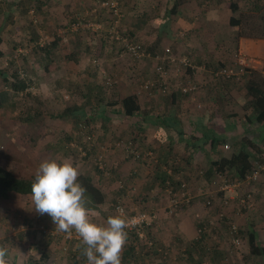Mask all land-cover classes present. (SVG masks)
Wrapping results in <instances>:
<instances>
[{"label":"crops","instance_id":"obj_1","mask_svg":"<svg viewBox=\"0 0 264 264\" xmlns=\"http://www.w3.org/2000/svg\"><path fill=\"white\" fill-rule=\"evenodd\" d=\"M63 1L66 6L56 13L43 11L51 16L50 24L44 20L41 25L43 36L49 39L54 36L52 40H59L55 46L51 43L53 55L47 57L42 51L41 58L49 63L58 57L60 70L54 74L50 86L57 95L63 90L82 99L69 106L80 107V118L86 114L85 118L91 119L89 128L97 129L95 132L103 143L108 140L112 143L117 136L124 137L122 149L115 150L113 143L106 148V166L97 164L102 169L98 174L100 181L107 184L114 180L121 182V187L111 193L125 194L128 201L129 198L137 199V206H134L137 212L155 214L151 225L137 234L138 260L132 264H153V261L154 264H165L155 257L163 259L164 254L173 249L180 255L194 258L193 264H196V258L201 261V257L207 259L209 254L211 259H204L202 263H213L215 247L212 246L222 241L225 231L223 227L218 228L219 220L236 224L241 237L240 227L233 220L237 219L231 205L233 195L221 191L223 197H217L212 186L217 179L213 174L215 162L226 153L221 144L230 142L237 149L247 136L262 148L261 152L252 153L253 158H264V127L254 122L252 108H246L249 98L245 90L253 73L264 78V0H117L118 15H114L101 0ZM125 40L139 44L145 55L134 57L126 53ZM3 42L0 43V56L6 57L8 53L2 49L6 44ZM166 47L186 55L195 65V70L187 71V75H193L191 80L200 86L194 95L182 94L174 88L162 95L157 87L151 93L142 87L147 79L158 77L155 56L162 55ZM242 59L247 67L239 63ZM220 65H229L235 71L245 69L246 74L238 81L221 83L211 76L212 70L223 67ZM107 73L117 81L118 88L114 86V90L117 89L120 101L130 95L138 97L140 111L137 115L126 116L121 106L98 103L104 97L103 91L109 89L105 84ZM2 74L14 81V73L11 77ZM180 80L186 81V77ZM216 98H227L230 111L225 113L228 115L221 114L224 105ZM93 111L97 113L91 117ZM74 117L64 118L72 121L75 127ZM98 120L100 123H96ZM65 134V137H72V133ZM212 139L216 144L218 139L223 142L219 141L221 144L214 147ZM131 142L136 147L133 149L140 153L137 160L125 149ZM261 162L264 161L261 159ZM209 171H212L209 178L204 176L195 181L196 177ZM163 175L169 178L162 180ZM176 180H181L185 188L177 187L173 183ZM256 190L258 194L263 192L262 187ZM213 196L215 202L207 206ZM174 201L183 202V206L180 203L174 205ZM112 202L115 203L113 199ZM112 202L107 201L105 205ZM145 206L149 211L143 209ZM5 208L1 202L0 214L7 216ZM253 229L250 231H254L257 241L264 245V230ZM70 237L64 241L74 242L73 255L80 254L83 250L80 238L76 234ZM146 238L151 240L150 248L145 246L144 249L142 242L147 244ZM198 240L200 242L196 243ZM21 250L23 258L27 249ZM123 250L121 264H124ZM23 262L30 264V259ZM187 263L192 264L190 260Z\"/></svg>","mask_w":264,"mask_h":264},{"label":"rangeland","instance_id":"obj_2","mask_svg":"<svg viewBox=\"0 0 264 264\" xmlns=\"http://www.w3.org/2000/svg\"><path fill=\"white\" fill-rule=\"evenodd\" d=\"M63 3L62 0H0V29L5 30V28H8L6 32L2 30L4 39L6 37V42H3L6 44L3 45L2 49L8 53V56H0V70L3 69L9 77L13 73H18L28 82V87L25 90L16 92L12 90V92L8 85L13 80L6 82L3 74L0 73V90L8 89L9 94H11V98L8 99L6 105L0 109V165L11 170L19 177L29 178L34 177L37 167L44 159L71 158L72 162L79 166V172L91 174L95 181L102 186L108 198L107 201L112 202V199L117 201H114V204L112 202L111 205L106 204L101 209L92 210L94 220L103 223L109 215L116 214V204L118 203H121L125 209L124 213L119 212V214L127 220L129 215L131 216L137 211L134 208V206H137V199L130 200L129 198L128 201L125 194L121 195L119 192L118 195H114L111 193L110 191H117L121 187V182L114 180L107 184V182L100 181L98 174L99 171L102 172V169L97 164L99 163L101 167H105L108 162L106 160L108 154L106 148H109L113 143L117 149L113 148L112 150L122 149L124 137L117 136V140H112V143L110 140L103 143L97 132H95L97 129L92 128V126L89 128V123H87L89 127L86 128L84 125L74 127L72 121H66V118L58 116L60 110L65 109L73 102L82 101L79 96L74 97L73 94L69 95L68 92L63 90L60 95L54 93L50 83L53 82L54 74L57 75L60 70L58 69L60 64L58 63V57L55 61L49 63L41 58V48L50 45L54 41L52 40L54 36L49 39L42 34L41 25L45 21L48 24L51 23V16L44 14L43 11L45 13L55 11L56 13L63 7ZM49 33L52 35L51 32ZM60 50L59 47L58 51L61 53ZM53 53L54 51L52 55ZM56 55L58 56V54ZM11 61H14V63ZM138 70L139 68H137V72ZM107 75L110 76L108 73ZM116 84L117 81L113 86H107L109 89L103 91V101L98 97V101L100 99L98 103L109 104L120 101V96L116 92L117 89L114 90V86L117 87ZM95 99L97 101V98ZM216 99L218 103L224 105L221 114L229 113L230 108L226 105L227 98ZM96 113L97 111H93L90 115ZM83 115L84 117L80 119L81 122H87L90 118H85L86 114ZM226 115L228 114L225 113ZM96 123H100V120ZM65 133H72V137H65L67 135ZM93 134H95L94 137ZM117 143L119 144L117 145ZM231 148L232 145L230 144L229 148L224 149L229 151ZM112 155L115 156L116 154ZM212 186L217 191L215 188L217 184L213 183ZM250 187L253 190L254 207L245 209L241 205L240 199ZM258 187H262V194L257 193L256 189ZM220 193L215 192V195L218 197ZM231 194L234 197L231 205L237 213V219L234 218L233 220L237 221L240 227V236L243 238V243L240 246L235 245L227 232L226 222L219 220L218 228L223 227L226 232L223 233V242L220 241L212 246V248L215 247L213 250L215 260L211 264H264V259L261 260V258L249 254L247 235L248 231L253 228L257 231L264 230V171L251 186L237 188L236 194ZM2 202L5 204L6 213L8 214L7 216L0 214V246L7 249L6 264H13L16 261L15 264H22L23 260L25 262L28 259L32 261L39 259L42 253L41 250H36L37 246L42 241L45 243L43 239L50 234L54 238L48 239L49 243L47 244L49 245L51 259L47 264L71 263L74 242L70 244L64 241L66 237H68L67 239L71 237L67 233L55 231L56 225L53 223L52 218L47 214L40 215L37 213L30 196L12 194L9 199ZM143 209L149 211L146 206ZM72 235H75L74 230ZM144 240L147 241V244L142 242L145 249V246L149 247L151 240L147 238ZM33 245L36 248H31ZM43 245L39 246L40 249L43 248ZM25 248L27 251L23 250ZM20 250L24 251L25 257L22 258ZM176 252L179 251L173 249L170 253L164 254L163 259L160 256H156L155 259L162 260L165 264H188L189 260L192 264L195 262L194 258H187L186 255H180ZM201 259L200 261L196 258V264L211 259L210 254L207 259L205 256ZM260 261L263 262L260 263ZM80 264H87V260L82 261Z\"/></svg>","mask_w":264,"mask_h":264},{"label":"trees","instance_id":"obj_3","mask_svg":"<svg viewBox=\"0 0 264 264\" xmlns=\"http://www.w3.org/2000/svg\"><path fill=\"white\" fill-rule=\"evenodd\" d=\"M36 35V34H35ZM37 36V35H36ZM3 33L0 32V43L3 42ZM58 38L52 41V45L55 46L58 43ZM56 43V44H55ZM51 45V44H50ZM50 45H46L45 47H42L41 50L44 52V54L49 57L50 54H52V47ZM1 55V52H0ZM223 66V65H220ZM5 72L3 69L0 70V73L2 74ZM4 80L6 82L9 80L7 77H4ZM221 83H229L231 82L230 79H220ZM11 89V91H20V90H25L28 87V82L26 81L25 78H21L18 73L14 75V81L10 82L8 85ZM228 87V86H226ZM245 90L247 91L248 94V103H247V109L250 107L253 110V113L255 114V117L253 118L254 122L257 124L263 125L264 127V78L259 77L256 73H253L249 80L246 82V88ZM12 91V92H13ZM10 92L5 89L0 91V109H2L5 105L6 102L8 101L9 98H11ZM110 106H121L122 112L126 116H135L137 115V112L140 111V104L138 102V97L136 95H130L125 98H123L119 102L115 103H109ZM81 112V109L78 105H72L66 107L58 116L60 117H74V122L77 124V126H83L89 127L87 123H90L91 119H88L87 122H81L80 115L78 114ZM94 115H91L93 117ZM250 119V117H248ZM212 144L217 146L218 144L220 145L221 141L218 139V143H214L216 140L212 139ZM223 142V140L221 141ZM226 144V143H225ZM225 144H221L222 150H225ZM230 146V145H229ZM131 148H135L134 144L131 142ZM134 150V149H133ZM262 148L255 144L253 141L248 139L246 136L242 142V144L236 149L232 148L229 151H226L224 155H222L216 162H215V173L214 175H217L219 173L225 175V176H236L239 178H245L247 174L253 171V169L256 167L257 162H261V159L264 160V158H259L256 156L253 158L252 153L253 152H261ZM165 171V170H163ZM212 174V171L206 172L202 175H199L196 177V180H202L204 176L209 178V176ZM161 177V176H160ZM162 180H165L169 177L163 175ZM34 179V177H19L15 175L11 170L5 168L4 166L0 165V203L4 199H9L12 194H20V195H25V196H30L31 197V182ZM78 182L81 183V185L86 189V197L89 201L88 203V208L91 210L95 209H101L105 206V203L107 202V196L105 191L103 190L102 186L99 185L94 177L85 172H80V175L78 177ZM177 182V183H176ZM176 182L173 181L177 185V187L184 189L185 184H182L181 180H176ZM172 183V184H173ZM221 192V191H220ZM222 193V192H221ZM220 193V197H223V194ZM247 193V191L245 192ZM243 194V196L245 195ZM114 195H118L117 192L114 193ZM115 202L116 199H114ZM215 202V201H213ZM180 203V201H179ZM177 204V206L179 205ZM183 202L180 203L181 206ZM117 205V204H116ZM243 208H246L243 206ZM130 216V215H129ZM226 220V219H225ZM227 225V230L229 235L230 234V225ZM203 224H201V227ZM144 229V228H142ZM128 232V239L127 243L124 247L123 250V261L124 264H132L135 262L137 259V238L139 234L135 230H126ZM150 232V231H148ZM239 233V231H238ZM241 233V232H240ZM248 243H249V254L253 255L254 257L264 259V245H262L260 242L257 241V237L254 231H249L248 232ZM204 237V236H203ZM47 238V239H46ZM45 239V242L49 241L50 239H53V235L50 234L47 236ZM49 239V240H48ZM139 239V238H138ZM200 240L196 241V243H199ZM44 244V245H43ZM31 245V244H30ZM39 246L43 245V248L40 249L39 246H37L36 250H41V256L39 259H36L35 261L30 260V264H46L49 259H50V251H49V245L44 243V241L40 242L38 244ZM36 248V246H31V248ZM80 245V249H81ZM84 247V246H83ZM30 249V248H29ZM82 249L80 254L75 253L73 257L71 258V263L70 264H80L82 261H86L87 258L83 255ZM78 254V255H76ZM74 258V259H73ZM137 262V261H136Z\"/></svg>","mask_w":264,"mask_h":264},{"label":"clouds","instance_id":"obj_4","mask_svg":"<svg viewBox=\"0 0 264 264\" xmlns=\"http://www.w3.org/2000/svg\"><path fill=\"white\" fill-rule=\"evenodd\" d=\"M79 166L71 158H47L37 167L31 182V201L40 215L47 214L55 231L80 238L87 264H121L129 222L119 214L103 223L94 220L88 208L86 189L78 182ZM7 249L0 246V264H6Z\"/></svg>","mask_w":264,"mask_h":264},{"label":"built area","instance_id":"obj_5","mask_svg":"<svg viewBox=\"0 0 264 264\" xmlns=\"http://www.w3.org/2000/svg\"><path fill=\"white\" fill-rule=\"evenodd\" d=\"M101 3L108 8L113 10L114 15H118V1L117 0H101ZM125 52L134 57H142L145 55L143 48L133 42H128L125 40L124 42ZM150 55V54H149ZM242 67H247L245 60L242 59L239 61ZM198 68V67H197ZM195 70V65L191 62L190 58L186 55H180L175 53L170 47H166L164 49V53L162 55L155 56V73L158 74L157 78H149L143 83L142 87L147 90L149 93L153 92V89L156 87L160 91L162 95L168 94V92L174 88L182 94L194 95L200 90V86L193 82V75H187V71ZM199 69V68H198ZM246 74L245 69H241L240 71H235L231 66L226 65L211 71V76L214 80L220 79H230V80H240L243 74ZM186 77V81L180 80V78ZM108 87L114 85L115 80L110 76L106 77L105 82ZM198 107H201V104H198ZM225 148H229V144H225ZM125 149L130 151L133 154V158L137 160L140 158V153L131 148V143L125 146ZM264 171V162H257L256 167L252 172L247 174L245 178H239L236 176H225L221 173L217 174V179L215 180V184H217V192H229L235 193L236 189L240 187H248L251 186L252 183L257 181L261 173ZM218 181V183H216ZM253 190H247L244 196L240 199L241 205L247 208L253 207ZM214 196L208 200L207 205H213ZM174 205L178 204V201H174ZM227 202V201H226ZM116 209L120 210L119 212L124 213L125 209L121 203H118ZM152 216L150 213L146 211H136L134 214L128 217L127 221L129 222V227L126 230H135L139 233L142 228L151 225ZM152 219V220H151ZM142 233V232H141ZM230 234L232 241L235 245H242L243 240L238 236V226L236 224L230 225ZM143 235V234H141Z\"/></svg>","mask_w":264,"mask_h":264}]
</instances>
